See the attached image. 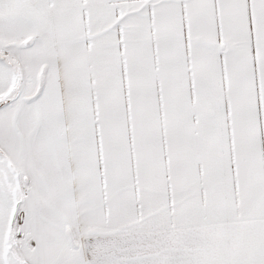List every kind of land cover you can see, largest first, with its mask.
Here are the masks:
<instances>
[{
    "label": "snow or ice",
    "instance_id": "snow-or-ice-1",
    "mask_svg": "<svg viewBox=\"0 0 264 264\" xmlns=\"http://www.w3.org/2000/svg\"><path fill=\"white\" fill-rule=\"evenodd\" d=\"M0 264H264V0H0Z\"/></svg>",
    "mask_w": 264,
    "mask_h": 264
}]
</instances>
